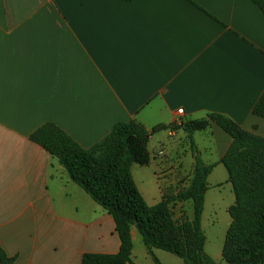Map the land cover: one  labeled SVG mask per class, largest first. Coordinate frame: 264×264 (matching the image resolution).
Segmentation results:
<instances>
[{
	"label": "crops",
	"instance_id": "obj_1",
	"mask_svg": "<svg viewBox=\"0 0 264 264\" xmlns=\"http://www.w3.org/2000/svg\"><path fill=\"white\" fill-rule=\"evenodd\" d=\"M263 89L264 15L250 0H0V247L13 264H80L84 253L119 248L112 218L29 140L40 125L90 148L118 121L150 132L216 113L264 137V119L251 114ZM230 141L213 123L191 138L181 129L150 134L149 163L138 166H153L157 181H134L153 206L188 187L177 180L192 173L196 154L215 165L201 217L202 230L207 218L221 227L218 253L206 250L204 235L215 264H224L234 195L226 173L208 181ZM169 210L176 224L192 218L191 201ZM130 234L135 264H154L151 254L185 264L150 253L135 227Z\"/></svg>",
	"mask_w": 264,
	"mask_h": 264
},
{
	"label": "trees",
	"instance_id": "obj_2",
	"mask_svg": "<svg viewBox=\"0 0 264 264\" xmlns=\"http://www.w3.org/2000/svg\"><path fill=\"white\" fill-rule=\"evenodd\" d=\"M131 1V0H119ZM264 15V0H250ZM251 114L264 119V89L252 105ZM215 124L231 139L219 163L227 174L234 195L228 208L231 219L222 244L224 264H264V137L245 131L220 114L176 124H158L147 131L136 121H118L111 131L90 148L81 147L53 123L37 127L29 140L40 146L65 170L68 178L98 204L114 223L119 240L115 254L84 253L80 264H135L131 258L130 230L135 227L143 245L168 252L185 264H215L204 253L201 228L207 177L215 165L194 156L192 178L187 188L174 195L162 194L148 206L132 178V165L149 163L150 134L181 129L189 138ZM192 144V143H191ZM192 152H196L192 145ZM191 201L192 218L176 224L169 210L174 201ZM154 264H161L153 257ZM0 247V264H13Z\"/></svg>",
	"mask_w": 264,
	"mask_h": 264
},
{
	"label": "rangeland",
	"instance_id": "obj_3",
	"mask_svg": "<svg viewBox=\"0 0 264 264\" xmlns=\"http://www.w3.org/2000/svg\"><path fill=\"white\" fill-rule=\"evenodd\" d=\"M176 138H178V137H176ZM173 140H175L176 143L179 142L178 139H173ZM181 141L184 142V140H181ZM182 145H183L184 149H186L184 144H182ZM177 153L179 156H181L180 152H177ZM140 169H141L140 166L134 165L133 170H132V177H133L134 181H157L156 177L154 176L156 171H154L153 166H150V168H147L144 173H141ZM176 172H177V177H180L182 175V172L179 170L178 167L176 168ZM225 173H226V171H225V169L223 170V168L215 169L213 171L211 178L208 181L210 186L213 185L214 181H225L224 180V176L226 175ZM183 175H184V173H183ZM191 178H192V173L189 172V173L185 174L184 176H182L177 181H191ZM207 219L208 220L205 221L202 225L204 235L207 238L206 250L210 251L211 253H218L220 250V246H221V243H219V246H218V242H222L221 241V235L218 232V230L221 227L217 226V225L215 227L210 226V221H212L214 219H209V218H207ZM220 220H221V218H219V221ZM212 230H214L215 232H212ZM151 257L153 258L154 256L151 254Z\"/></svg>",
	"mask_w": 264,
	"mask_h": 264
},
{
	"label": "built area",
	"instance_id": "obj_4",
	"mask_svg": "<svg viewBox=\"0 0 264 264\" xmlns=\"http://www.w3.org/2000/svg\"><path fill=\"white\" fill-rule=\"evenodd\" d=\"M177 113H178V114H182V109H179V110L177 111ZM173 124L178 125V121H174Z\"/></svg>",
	"mask_w": 264,
	"mask_h": 264
},
{
	"label": "water",
	"instance_id": "obj_5",
	"mask_svg": "<svg viewBox=\"0 0 264 264\" xmlns=\"http://www.w3.org/2000/svg\"><path fill=\"white\" fill-rule=\"evenodd\" d=\"M198 264H201V263H198Z\"/></svg>",
	"mask_w": 264,
	"mask_h": 264
}]
</instances>
